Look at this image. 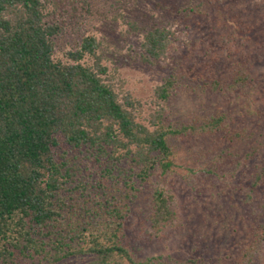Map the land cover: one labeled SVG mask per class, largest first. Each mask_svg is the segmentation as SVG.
<instances>
[{
	"label": "trees",
	"instance_id": "16d2710c",
	"mask_svg": "<svg viewBox=\"0 0 264 264\" xmlns=\"http://www.w3.org/2000/svg\"><path fill=\"white\" fill-rule=\"evenodd\" d=\"M160 1L165 21L127 22L167 69L143 100L89 0H0V264L261 258L264 0ZM172 237L188 254L146 252Z\"/></svg>",
	"mask_w": 264,
	"mask_h": 264
},
{
	"label": "rangeland",
	"instance_id": "374dc122",
	"mask_svg": "<svg viewBox=\"0 0 264 264\" xmlns=\"http://www.w3.org/2000/svg\"><path fill=\"white\" fill-rule=\"evenodd\" d=\"M91 7V16H89L88 28L96 34L106 37L112 45L117 64L120 68L123 78L126 80V87L137 97L143 100H150L152 88L162 81L167 73L163 68V63L157 66L141 63L137 58H132L139 51V35L128 29L127 22L133 19L140 26H153L164 21L170 16L169 11L162 10L163 3L160 0H130L127 4H118L115 0H89ZM171 8L170 5H168ZM161 15L160 19H158ZM162 22V21H161ZM172 29H175L177 40L174 42V51L172 54L180 55L184 53L183 42L187 39L186 29L182 24L171 22ZM115 49L120 50L116 52ZM169 251L176 256L188 254L186 245L178 237H172L167 240L166 248L163 244H150L146 252L149 254H158ZM59 264H76L75 261H65ZM253 264H264V246L261 258L255 260Z\"/></svg>",
	"mask_w": 264,
	"mask_h": 264
}]
</instances>
